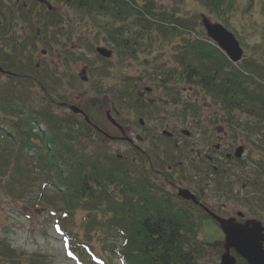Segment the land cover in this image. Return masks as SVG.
Returning a JSON list of instances; mask_svg holds the SVG:
<instances>
[{"label": "trees", "instance_id": "obj_1", "mask_svg": "<svg viewBox=\"0 0 264 264\" xmlns=\"http://www.w3.org/2000/svg\"><path fill=\"white\" fill-rule=\"evenodd\" d=\"M193 1L230 28L220 14H227L235 0ZM46 2L61 7L48 9L36 0L35 8H29V4L0 0V12H7L0 25V76L5 79L0 78V194L14 204L22 203L26 210L46 211L54 217L67 257L79 264L85 260L109 264L94 245L109 241V253L120 264H199L204 249L198 240L197 207L169 193L167 181L159 182L156 146L152 155L135 150L138 160H129L110 153L107 142L97 141L96 130L79 116L55 113L56 108L64 111L59 104L69 100L58 93L60 77L50 62L56 52L59 61L69 60L64 54L73 57L68 33V27H73L64 24L65 16L58 9L74 12L78 25L90 23L83 34L88 36L79 42L91 39L107 45L121 59L137 58L140 50L153 52L168 43L176 49L174 65L168 66L159 56L152 74L141 79L156 81L164 89L188 87L195 102L197 95L210 99L227 122L239 111L264 126V62L258 65L251 59L233 65L206 37L197 17H185L177 7L157 0ZM16 14L28 27H40L34 29L48 49L40 54L50 53L51 61L35 62L37 44L22 39L9 24ZM60 25L66 35L57 28ZM173 91L167 94L171 101L182 104L183 117H192V104ZM132 92H126L128 107L154 116V110ZM0 264H22L3 239Z\"/></svg>", "mask_w": 264, "mask_h": 264}, {"label": "rangeland", "instance_id": "obj_2", "mask_svg": "<svg viewBox=\"0 0 264 264\" xmlns=\"http://www.w3.org/2000/svg\"><path fill=\"white\" fill-rule=\"evenodd\" d=\"M16 1L19 5L29 4V8H35L36 0H12V4ZM43 1L47 8L55 5L58 8L61 7L55 2L48 4L46 0ZM157 1L177 7L185 17H197L198 24L202 16L213 23H221L193 0ZM231 5L232 9L220 16H223L221 19L229 23L230 28L227 29L237 39L243 52V61L241 60L239 64L245 60L250 62L254 59L255 64L260 65V62H264V0H235ZM58 10L60 15L65 16L64 24H70L73 27L71 29L68 27V33L72 35L71 40H73L69 45L70 49H73V57L64 54L63 58L67 57L69 60L59 61L56 52L53 57L54 61L50 62L53 64L52 69H55L60 77L56 79L58 85H61L59 89L57 88L58 93L64 94L65 99L69 100L65 104L81 110L89 122L98 129L96 131L98 135L95 134L97 141L107 142L110 153L121 155L129 160L134 158L138 160L135 150L152 155L155 145L158 154V158L155 159L157 163H159L160 155L164 166L180 168V170L178 168V174L172 179V183L180 186L178 189L187 190L193 196L200 197L202 202L194 196L197 204L190 201L192 204L200 206L204 203L205 206L202 205L209 213L212 211L222 219L241 213L244 219L254 222L261 221L264 225V126L259 125L257 119L239 111L233 113V118L227 122L228 120L224 119L222 113L219 112L221 110L213 105L210 99L197 95L198 99L195 102L193 92L183 85L164 89L161 86L158 87L156 84L159 83H154L156 81L142 80L141 78H147V74H152L153 66L159 64V56H164L160 59L168 66L174 65L172 54L176 49L168 43L153 52L140 50L137 55L138 59H121L107 45L97 44L91 39L90 41L88 39V42L86 40L79 42L80 38L85 39L88 36L83 34H86L90 23L88 22L86 27L83 26L84 24L79 23L78 25L73 21L76 15L74 12L64 11V8ZM1 12L0 25L4 23L7 14L3 11L2 15ZM19 15L16 14L14 19L10 18L9 24H13V30L19 32L22 39L37 44L35 62L51 61L50 53L47 52L42 56L40 54L43 50L48 51L39 41L38 32L36 33L34 29L40 27H33L31 24L28 27ZM57 28L62 29L61 33L66 35V30L62 25ZM190 35L196 36L193 33ZM22 39L18 40L22 41ZM60 40L63 42V39ZM96 48L111 50V59L107 60L99 56ZM156 56L158 58H155ZM0 78L1 81L5 80L4 77L0 76ZM133 89L135 92L132 93L138 98H141L139 97L141 95L142 101L154 110V116L149 117L146 112L138 113L128 107L131 101L127 93L131 95ZM38 91L35 89L37 94L40 92ZM172 91H179L181 98L192 104L195 109L192 117L182 116L181 112L184 110L182 104L173 103L171 97L167 95L172 94ZM54 110L58 115L72 113L67 109L63 111L56 108ZM77 116H79L78 120L81 118L84 120L82 115ZM107 117L120 125L125 132L124 136H121V132L108 121ZM164 132L173 135L172 138L168 139ZM184 132H189L191 136L186 137L182 134ZM101 133L112 138H121V140L108 143ZM122 138L131 140L132 145ZM175 141L181 143L178 149L173 146ZM229 146L242 147L244 153L240 160L232 156L234 162L224 166L227 172L226 179L216 187L214 185L216 178L213 180L214 178L205 176V169L213 166L210 165L211 162L209 163L208 159L215 158L223 165L222 160L225 159V155L232 154L228 151ZM216 147L220 148L218 153L215 150ZM159 148L162 151H159ZM190 161L194 164L191 165ZM195 169L202 171L197 172ZM157 174L159 175V167ZM160 181L163 182L162 179H159ZM209 181H212L210 185ZM198 184L201 190L197 188ZM206 184H208L207 187ZM167 190L177 195V189L167 188ZM16 204L0 194V239L16 251L22 264H79L77 260L67 257L63 238L56 233L54 228V217L46 211L26 210L22 203ZM196 211L199 214L195 215L196 221L200 223L198 240L204 249L198 258L199 264H220V257L224 253V236L212 221L206 220L205 212L198 208ZM79 223L78 220L77 225ZM95 243L97 252L103 254L109 264H120L109 253L112 249L111 241L102 246ZM231 255L235 257L233 251ZM84 263L90 264L88 260ZM237 264H244V262L237 258Z\"/></svg>", "mask_w": 264, "mask_h": 264}, {"label": "water", "instance_id": "obj_3", "mask_svg": "<svg viewBox=\"0 0 264 264\" xmlns=\"http://www.w3.org/2000/svg\"><path fill=\"white\" fill-rule=\"evenodd\" d=\"M38 1L44 3L43 0ZM48 8L50 9V7ZM200 25L204 29L207 38L217 45L231 63L237 64L242 60L243 52L239 42L231 32L219 23H213L204 16L201 17ZM96 53L104 59H110L112 55V52L105 48H97ZM60 106L68 107L72 113L82 115L85 122L90 124L88 118L78 108L65 104ZM107 118L109 121L114 122L109 117ZM115 127L120 130L118 125H115ZM94 128L98 130L95 126ZM121 134L124 135L123 131H121ZM107 137L112 139L109 136ZM241 152V148L237 149L235 156L240 158ZM177 196L184 201H192L197 204L195 197L187 190L178 189ZM206 213L218 224L224 235V253L220 257V264H237L235 257L231 255V251L246 264H264V227L259 223L251 222L238 225L231 220L221 219L207 210Z\"/></svg>", "mask_w": 264, "mask_h": 264}, {"label": "flooded vegetation", "instance_id": "obj_4", "mask_svg": "<svg viewBox=\"0 0 264 264\" xmlns=\"http://www.w3.org/2000/svg\"><path fill=\"white\" fill-rule=\"evenodd\" d=\"M140 97L142 98V96L140 95ZM109 121V120H108ZM114 127H115V125H117V123H115V122H111V121H109ZM115 124V125H114ZM118 126H119V128H120V130L121 131H123V129L120 127V125L118 124ZM116 128V127H115ZM124 132V131H123ZM125 133V132H124ZM182 134H184V133H182ZM186 137L188 136V137H190L191 135L188 133V134H184ZM172 136L173 135H171L170 137H167L168 139H171L172 138ZM116 139H118V140H121V138H116ZM141 143V142H140ZM129 144H131L132 145V143L131 142H129ZM180 144L181 143H179V141H175L174 143H173V146L176 148V149H178L179 148V146H180ZM237 149H239V148H233V146H229L228 147V151H231V153L232 154H229V153H227L226 155H225V159L224 160H222V162H223V165H221L220 163H218L217 162V159H213V158H209L208 159V162L210 163L211 162V164L210 165H213L210 169H209V167H207V165H206V169H205V172H206V175L205 176H207V178L209 177V178H211V179H213V180H215V178H216V180L214 181V185H216V187H217V185H219V183H222V181H224L225 179H226V177H227V172H226V168L224 167L225 165H229L230 163H233L234 162V159H233V157L235 158V159H238V160H240L242 157L241 156H243V153H244V150H243V148L241 147V149H242V152H241V155H240V158H237L235 155H236V150ZM215 150L217 151V153L220 151V148L219 147H216L215 148ZM233 156V157H232ZM216 160V161H215ZM163 160H162V158H161V156L159 155V179H162V180H164V181H167L168 182V187L169 188H171V189H173V190H176L177 189V187H180V186H175L173 183H171L168 179L169 178H171V179H173L177 174H178V166L177 167H170V166H168V165H165L164 166V168H162V166H163ZM190 164L191 165H193L194 163H193V161H190ZM193 180H195V178H193ZM220 181V182H219ZM211 182L212 181H209L208 183H209V185L211 184ZM190 185H191V183H189ZM193 184V183H192ZM198 187L197 188H199L200 190H201V188H200V184H198L197 185ZM208 186V184H206V187ZM195 196V195H194ZM196 197V199H198V200H200L201 201V199H200V197H198V196H195ZM197 200V201H198ZM202 202V201H201ZM205 206V204L204 203H201V207L200 206H196L199 210H201L202 212H205L206 213V207H203V205ZM227 205V204H226ZM225 205V207H227ZM206 209V210H205ZM211 210V209H210ZM213 215H215V216H217V214H215V213H213L212 211H210ZM232 215V214H231ZM205 216H207L208 217V220H210V221H212L216 226H218V224L213 220V218L212 217H210L207 213L205 214ZM217 217H219V216H217ZM219 218H221V217H219ZM222 219V218H221ZM224 220H231L234 224H238V225H244L246 222H251V223H259L262 227H264V225H262V223H261V221H256L255 219H253V220H255L256 222H254V221H251V220H249V219H244L243 218V215L241 214V213H236V216H228V217H226Z\"/></svg>", "mask_w": 264, "mask_h": 264}]
</instances>
